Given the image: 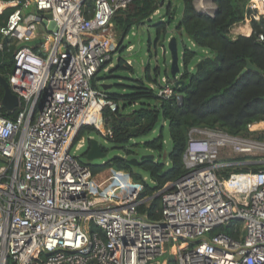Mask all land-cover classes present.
<instances>
[{
    "label": "built area",
    "instance_id": "built-area-1",
    "mask_svg": "<svg viewBox=\"0 0 264 264\" xmlns=\"http://www.w3.org/2000/svg\"><path fill=\"white\" fill-rule=\"evenodd\" d=\"M135 1L0 0V14L14 8L0 35L17 45L8 84L19 102L12 111L0 102V264H264V132L254 124L250 135L190 128L184 174L145 198L139 185L95 186L71 153L85 144L75 143L82 127L113 137L102 111L116 106L92 80L112 67V17ZM247 8L264 20V0ZM177 81L163 75L148 87L180 104ZM153 197L161 210L150 222L139 207ZM231 222L234 236L216 232Z\"/></svg>",
    "mask_w": 264,
    "mask_h": 264
},
{
    "label": "trees",
    "instance_id": "trees-1",
    "mask_svg": "<svg viewBox=\"0 0 264 264\" xmlns=\"http://www.w3.org/2000/svg\"><path fill=\"white\" fill-rule=\"evenodd\" d=\"M178 2L182 3L183 12L175 29L196 46V49L183 46L181 52L184 70L179 75V84L174 90L182 101L177 104L171 100H160L156 92L148 87V83H156L160 78L159 68L152 70L146 66L137 79L117 78L110 89L105 91L106 100L114 103L116 110L111 111L105 107L102 119L113 134L111 139L105 140L113 143L124 155L122 158H110L98 165L84 164L78 157L95 176V186L105 184L101 181L104 179L99 176L96 178V175L114 169L128 173L134 182L139 183L141 197H151L184 174L182 155L190 128L220 129L231 135H250L247 125L264 122L263 77L251 71L240 75L247 61L264 71V42L257 38L259 33L264 34V20L250 18L249 22L245 19L253 13L247 8L248 0H212L215 6L212 16L197 11L194 0H137L112 17L111 26L118 37L114 53H119V58L106 72H100L110 77L115 71L128 70L134 73L132 66L127 65V59L122 57V52H126L125 49L132 42L124 45V41L129 39L134 29L153 26L154 46H164L168 26L176 20ZM13 10L14 8H10L0 14V26ZM244 21L249 24V29L242 23ZM0 44V77L8 81L13 71V54L17 45L1 35ZM195 58L202 61V64L200 69L195 68L190 73L187 66ZM165 75L168 76V73ZM97 80V76L92 80L94 87L99 86ZM2 95L0 85V98ZM16 113L15 110L14 115ZM161 120L168 126L172 147L167 159H162L164 139L163 128L160 127L157 137L142 143V147L148 152L146 155H152L153 159L140 160L137 166L129 165L126 160L133 154L130 150L132 142L155 132ZM88 130L94 129L82 127L75 143ZM257 138L263 139L264 135H258ZM138 171L146 173L149 183ZM160 210V197L150 198L139 207V212L146 215L150 222L160 218ZM236 224L231 222L228 226L216 229V232L232 235V228ZM166 264L178 263L174 256H169Z\"/></svg>",
    "mask_w": 264,
    "mask_h": 264
},
{
    "label": "rangeland",
    "instance_id": "rangeland-1",
    "mask_svg": "<svg viewBox=\"0 0 264 264\" xmlns=\"http://www.w3.org/2000/svg\"><path fill=\"white\" fill-rule=\"evenodd\" d=\"M196 1L197 0L194 1L195 4H196ZM205 4L207 5V8H210L206 11L209 13H213L214 9L212 10L211 8L214 6V4L211 3L209 0H205ZM182 12H183V5L181 2H178L177 3L176 20L171 25H169L168 29H167V36H170V35L171 36L167 39V41L164 43V46H162V47L161 46H154L155 29L153 26H149V27L148 26H140V27L134 29L133 33L129 36V39H126L124 41V45L132 42V45H130V46H132V49L131 50L125 49L126 52H122V57H125L127 60H131V64H132V68H133L134 73H131L128 70H124L123 72L122 71H115L112 73V77H110L109 75L103 74L102 72H100L97 74V78H98L97 85L99 84L98 87H100L101 85H112L113 83H115L117 81V78H119L118 80H124L127 78L137 79V78L141 77V73L146 66H149L152 70L155 68H159L161 76L165 75L166 72L168 73V76H169L171 57H170L169 50L167 48V43H168V40H170V38H172V37H175L177 39V48L176 49L178 51L179 68H180V74H181L182 71L184 70V67H183V64L181 61V52H182L183 46L190 48L189 40L186 38V36L183 35L182 33L178 32L175 29L178 21L181 19ZM157 16H158V14H157ZM245 19L249 20V18H247V17ZM249 22H250V20H249ZM250 26H251V24H250ZM251 31H252V27H251ZM114 39H115V44H117L118 43V37L116 35H115ZM128 48H129V46L127 47V49ZM162 48L165 49V54H163ZM199 51L200 50H198V52ZM118 58H119V53H116L115 55H113L112 66L116 64V61ZM197 62H198V58H195L189 62L187 68H188V71L190 73H193L195 71V66H196ZM179 75H177V76L179 77ZM160 127L163 128L162 129V135H163V139H164V149H163V153H162V159L166 160L172 147H171V143H170L168 126L166 123L162 122V120H161V123L159 124V126L157 127V129L155 130V132L151 133L150 135H148L145 138L135 140L132 142V146L130 147V150L132 151L133 154L129 155L128 159L135 158V157L137 159H140L141 156H145L148 152L142 147V143L157 137L160 133ZM83 137L85 139V144H84L83 148L79 149V151H74V148H72L71 153L80 157V160L84 164L98 165V164H101L110 158H113L114 156H123L124 155V153L121 150L116 149L114 147L113 143L106 141L105 138H103L100 134H98L94 130L85 131L83 133ZM89 139H93V140H96L98 142L99 146H101L105 150L106 157L101 158V159H94L92 161L86 160L84 154L87 152V144H88L87 141ZM138 173L142 177H144V179L147 178V175L145 172L138 171ZM98 176L104 179L101 181L103 183H105L104 184L105 187H107L109 185L110 187H113V188L117 187V188H121V189L126 190L133 185H139V183L134 182L130 178L128 173L117 172L114 169L106 170V171L100 173L99 175H96V178ZM115 181H117V182H115ZM146 182L149 183L148 178H147ZM116 184H119L120 187H118V185L116 186Z\"/></svg>",
    "mask_w": 264,
    "mask_h": 264
},
{
    "label": "water",
    "instance_id": "water-1",
    "mask_svg": "<svg viewBox=\"0 0 264 264\" xmlns=\"http://www.w3.org/2000/svg\"><path fill=\"white\" fill-rule=\"evenodd\" d=\"M46 19H51L50 15H46L44 16ZM43 25L46 26V30L50 33H53L56 31V27L55 24L53 22L49 23L48 25H46V22H43ZM43 40L42 39H37V40H33V41H25L24 43H22L19 47H34L36 44L42 43ZM18 47V48H19ZM167 48L169 50L170 53V70H169V75L171 78L175 79L177 77V75L180 74V68H179V57H178V51H177V39L175 37L170 38V40H168L167 43ZM202 64V61H198L195 68L196 70L200 69ZM254 72L257 73L259 75H261L264 79V71L260 70L258 67H256L255 65L251 64V62L247 61L246 62V66L244 68V70L241 72L240 75L245 74L246 72ZM179 82L177 81L176 85H178ZM0 85L2 86L3 89V95L1 98V103L3 105V107L5 108V110L7 111H12L14 110L19 102H18V97L12 93L11 89L9 88V84L8 81L6 79H4L3 77H0ZM104 91L110 89V85H101L100 86ZM264 100V97L262 98ZM87 152L85 155V158L87 161H92L94 159H101L106 157V153L105 151H103V148L101 146H99L98 142L96 140L93 139H89L87 141ZM113 158H122L121 156H114ZM143 159H153L152 155H145V156H141L140 159L135 158H131V159H127V163L131 166H137L140 160Z\"/></svg>",
    "mask_w": 264,
    "mask_h": 264
},
{
    "label": "crops",
    "instance_id": "crops-1",
    "mask_svg": "<svg viewBox=\"0 0 264 264\" xmlns=\"http://www.w3.org/2000/svg\"><path fill=\"white\" fill-rule=\"evenodd\" d=\"M195 1V0H194ZM194 5H195V7H196V10L197 11H199V12H201V13H205V14H207V15H209V16H212L213 15V13H209V12H204V11H202L201 10V8L199 7V0H197L196 1V4H195V2H194ZM8 9H10V8H8ZM5 10H7V9H5ZM5 10H3V11H5ZM2 11V12H3ZM32 12V10L31 9H29V11H28V13H31ZM214 12V11H213ZM243 24H245L246 25V27H248V29H249V24L246 22V21H244V22H242ZM242 23H240V24H242ZM112 30H113V28H112ZM113 34H115V32H114V30H113ZM171 36V35H170ZM170 36H167V39L170 37ZM229 36L231 37L232 36V31L230 30V32H229ZM189 40V39H188ZM167 41V40H166ZM189 44L191 45V41L189 40ZM130 47V46H129ZM190 48H192L191 46H190ZM162 49H164V48H162ZM194 49H196V47L194 48ZM165 50V49H164ZM163 54H165V53H163ZM253 130H256V131H258V130H262L261 132H264V122H261V123H258V124H254L253 125Z\"/></svg>",
    "mask_w": 264,
    "mask_h": 264
},
{
    "label": "bare ground",
    "instance_id": "bare-ground-1",
    "mask_svg": "<svg viewBox=\"0 0 264 264\" xmlns=\"http://www.w3.org/2000/svg\"><path fill=\"white\" fill-rule=\"evenodd\" d=\"M230 184H231V183H227L226 186H227V187H230ZM236 187H237V189H240L239 185H237ZM114 189H115V187H114Z\"/></svg>",
    "mask_w": 264,
    "mask_h": 264
}]
</instances>
